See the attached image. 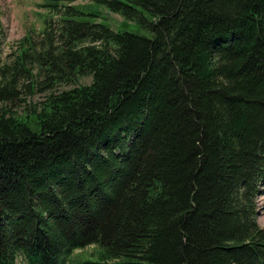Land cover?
Listing matches in <instances>:
<instances>
[{
	"label": "trees",
	"instance_id": "16d2710c",
	"mask_svg": "<svg viewBox=\"0 0 264 264\" xmlns=\"http://www.w3.org/2000/svg\"><path fill=\"white\" fill-rule=\"evenodd\" d=\"M73 2L0 57V264H264V0Z\"/></svg>",
	"mask_w": 264,
	"mask_h": 264
},
{
	"label": "rangeland",
	"instance_id": "374dc122",
	"mask_svg": "<svg viewBox=\"0 0 264 264\" xmlns=\"http://www.w3.org/2000/svg\"><path fill=\"white\" fill-rule=\"evenodd\" d=\"M44 1L0 0V57L3 65L15 60L21 47V41L25 37L30 36L37 45L46 43L45 37L40 34L39 30L42 23L40 13H44V9L42 8ZM86 4H90L89 0H74L73 2V5L76 6H85ZM100 11L102 13L100 20L109 24L113 29L143 33V30L134 22L126 20L120 14H116L105 8H100ZM91 82V77L80 78V83L83 85L90 84ZM70 87L72 86L65 88ZM25 92L21 95L19 104L13 108L14 112L18 111L19 114L24 113L29 109L30 104H34L46 96V94L37 93L28 99V95ZM1 106L2 104L0 103ZM257 205L259 208L257 219L260 226L264 228V194L257 197ZM97 249H99L98 246H90L87 250H77L74 252L72 259L78 257L77 260L80 258L84 260L91 257L92 260L97 261L99 255ZM96 251H98V254L95 257L92 256Z\"/></svg>",
	"mask_w": 264,
	"mask_h": 264
},
{
	"label": "bare ground",
	"instance_id": "6f19581e",
	"mask_svg": "<svg viewBox=\"0 0 264 264\" xmlns=\"http://www.w3.org/2000/svg\"><path fill=\"white\" fill-rule=\"evenodd\" d=\"M80 5H81V4H80ZM40 6H41V5H40ZM43 9H44V8H43ZM48 11H49V10H48ZM49 13H50V12H49ZM47 14H48V13H47ZM40 31H41V30H40ZM2 33H3V32H2ZM2 38H3V37H2ZM2 40H3V39H2ZM2 40H1V41H2Z\"/></svg>",
	"mask_w": 264,
	"mask_h": 264
}]
</instances>
